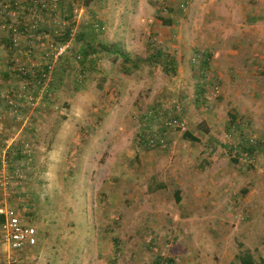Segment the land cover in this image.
I'll return each mask as SVG.
<instances>
[{
    "label": "rangeland",
    "instance_id": "rangeland-1",
    "mask_svg": "<svg viewBox=\"0 0 264 264\" xmlns=\"http://www.w3.org/2000/svg\"><path fill=\"white\" fill-rule=\"evenodd\" d=\"M3 207L0 264H264V0H0Z\"/></svg>",
    "mask_w": 264,
    "mask_h": 264
},
{
    "label": "built area",
    "instance_id": "built-area-1",
    "mask_svg": "<svg viewBox=\"0 0 264 264\" xmlns=\"http://www.w3.org/2000/svg\"><path fill=\"white\" fill-rule=\"evenodd\" d=\"M0 214L4 218L0 224V236L8 247L10 261L16 262L20 253L37 245V230L14 208H0Z\"/></svg>",
    "mask_w": 264,
    "mask_h": 264
},
{
    "label": "trees",
    "instance_id": "trees-1",
    "mask_svg": "<svg viewBox=\"0 0 264 264\" xmlns=\"http://www.w3.org/2000/svg\"><path fill=\"white\" fill-rule=\"evenodd\" d=\"M69 31L70 30H67L66 32H67V39H68V37H69ZM65 43V40L63 39V40H61V43ZM83 52H84V50H83ZM113 52L116 54V55H122V56H125V54L122 52V51H120L119 49H114L113 50ZM156 53H157V56H158V58L160 59L161 57H163V55H164V53L162 52V51H159V50H157L156 51ZM154 57H156V55H153ZM157 58V57H156ZM126 60H128L127 59V56H126V58H125ZM165 60H167V57L165 58ZM185 137H187V138H189V139H191V140H195L196 138H194L191 134H190V132H184V134H183ZM176 197H177V199H179V196L178 195H176ZM3 220H4V218H3V215H1L0 214V224L3 222ZM237 259H238V261H239V264H256V262H255V260H254V258L252 257V255L249 253V252H242V253H239L238 255H237Z\"/></svg>",
    "mask_w": 264,
    "mask_h": 264
}]
</instances>
